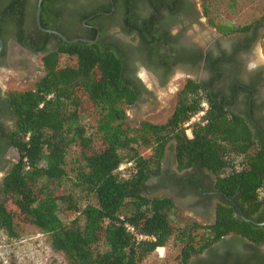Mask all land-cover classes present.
<instances>
[{"label": "trees", "instance_id": "16d2710c", "mask_svg": "<svg viewBox=\"0 0 264 264\" xmlns=\"http://www.w3.org/2000/svg\"><path fill=\"white\" fill-rule=\"evenodd\" d=\"M209 24L230 35L260 31L264 18L245 26L211 19ZM41 62L43 75L32 87L7 92L14 122L6 136L19 159L2 179L0 230L15 236L18 224L35 226L67 264H140L169 242L179 246L176 264H190L192 256L227 235L254 246L264 243V137L254 132L247 113L227 111L230 101L188 79L165 122L126 127L124 107L137 101L141 86L121 55L97 41L59 40ZM202 99L208 103L205 122L192 124L188 137L183 124ZM92 115L96 121L89 130L83 118ZM170 144L177 171H186L180 183L196 191L191 178L198 170L213 176L220 196L211 223L180 220L170 196L149 194L156 186L148 181L162 176ZM72 146L78 158L70 176L66 161ZM122 163L131 166L119 171ZM60 207L78 216L65 224Z\"/></svg>", "mask_w": 264, "mask_h": 264}, {"label": "flooded vegetation", "instance_id": "af4514ba", "mask_svg": "<svg viewBox=\"0 0 264 264\" xmlns=\"http://www.w3.org/2000/svg\"><path fill=\"white\" fill-rule=\"evenodd\" d=\"M199 1L42 0L39 24L46 27L42 30L36 22L37 0H0V182L18 160L17 149L6 136L14 117L8 106L9 90L2 83L9 72L24 73L28 80L44 72L41 58L53 51L59 40L63 41L45 30L66 39L93 37L90 41L121 55L141 86L135 106L157 87L192 79L208 85L210 93L230 101L227 111L247 113L254 132L264 137V66L249 63L261 31L250 29L247 33L223 35L209 24ZM201 18H206V24L216 33L204 43L195 40ZM35 59L40 65L33 62ZM141 70L150 77V87L141 79ZM169 171L167 167L164 174L168 179H162L163 186L176 206L214 218L220 193L214 190L213 176L198 170V176L191 178L198 186L195 191L194 185L176 183ZM155 180L151 177L148 184ZM260 225L264 226V219ZM190 264H264V243L254 246L238 235H227L212 248L192 256Z\"/></svg>", "mask_w": 264, "mask_h": 264}, {"label": "rangeland", "instance_id": "374dc122", "mask_svg": "<svg viewBox=\"0 0 264 264\" xmlns=\"http://www.w3.org/2000/svg\"><path fill=\"white\" fill-rule=\"evenodd\" d=\"M199 4L203 5L202 10L203 7L207 8V15L205 17L214 22L223 21L234 26H245L264 18V0H200ZM205 19L201 18V25L195 31V40L202 43L209 37L216 35L214 29L206 24ZM260 31V39L254 46L249 63H257L264 66V26H262ZM33 62L40 65L37 59L33 60ZM23 75L24 73L18 75L9 72L2 85L8 90H26L32 87L33 80L40 78L43 73L41 72L40 75L29 80ZM139 75L150 87L151 83L147 81L150 77L147 73L141 70ZM182 84L183 79L176 80L173 83L171 81L165 88L157 87L138 106H125V126L138 127L142 121H149L156 124L165 122L173 110L175 95ZM95 121L96 115L83 118V123L89 130L93 128ZM140 152L145 157L149 155V151L143 148L140 149ZM77 158L78 148L72 146L67 154L66 161V169L69 171L70 176H72L71 168L74 166ZM162 167V176L160 178L156 177L157 180L153 183L152 181L149 182L150 186H156L152 190H149V194L152 196L170 195V192L163 186L164 183L162 180L164 177L168 179V176L164 174L167 167L170 169L169 176L174 177L176 182H180L178 180L185 176V172H179L176 169L172 144L166 150ZM0 200H3L2 182H0ZM58 216L63 223L68 224L78 216V213L60 207ZM177 216L180 220H193L201 224H208L213 221V215L209 217L200 216L183 206H178ZM15 232V236H9L7 232L0 230V264H67L63 254L52 249L49 235L41 232L35 226L31 224H18ZM178 253L179 246L169 242L163 250L156 249L154 253L144 259L140 264H176Z\"/></svg>", "mask_w": 264, "mask_h": 264}, {"label": "built area", "instance_id": "2783aa9c", "mask_svg": "<svg viewBox=\"0 0 264 264\" xmlns=\"http://www.w3.org/2000/svg\"><path fill=\"white\" fill-rule=\"evenodd\" d=\"M207 110H208V103L206 100L202 99L200 102L199 110L197 111V113L193 114L189 118V120L183 124V127L185 128V133L188 137H191V125L192 124L197 123V122H200V123L205 122L203 120V118H204ZM130 166H131V163H122L119 165L118 170L122 171L125 168L130 167ZM126 228H127V230L134 232V229L131 226L126 225ZM136 238L137 239H148L149 237L146 235L136 234ZM159 249L160 248H157V250H159ZM161 249L163 250V248H161ZM160 255H161V253H160Z\"/></svg>", "mask_w": 264, "mask_h": 264}, {"label": "water", "instance_id": "95a60500", "mask_svg": "<svg viewBox=\"0 0 264 264\" xmlns=\"http://www.w3.org/2000/svg\"><path fill=\"white\" fill-rule=\"evenodd\" d=\"M41 2H42V0H37V3H36V11H35L36 22H37L38 27H39L40 29H42V27H41L40 24H39V13H40V9H41ZM42 30H44V29H42ZM45 31L48 32V33H53V34L59 36V37H60L63 41H65L66 43H75V42H78V41L88 42V43H89V42H92V41H90V40H84V39H72V40H67L65 37L61 36V35L58 34L57 32H54V31H51V30H45ZM251 122H252V121H251ZM17 155H18V159H19V152H18V151H17ZM238 216H239L241 219L245 220V221H251V220H249V219L244 218L243 215H242L241 213H239Z\"/></svg>", "mask_w": 264, "mask_h": 264}, {"label": "bare ground", "instance_id": "6f19581e", "mask_svg": "<svg viewBox=\"0 0 264 264\" xmlns=\"http://www.w3.org/2000/svg\"><path fill=\"white\" fill-rule=\"evenodd\" d=\"M161 249V248H160Z\"/></svg>", "mask_w": 264, "mask_h": 264}]
</instances>
